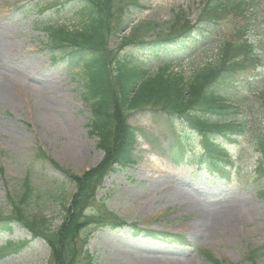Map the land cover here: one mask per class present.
I'll return each mask as SVG.
<instances>
[{"label":"rangeland","instance_id":"obj_1","mask_svg":"<svg viewBox=\"0 0 264 264\" xmlns=\"http://www.w3.org/2000/svg\"><path fill=\"white\" fill-rule=\"evenodd\" d=\"M203 1L138 0L140 7L122 5V1L126 24L122 36L156 41L168 34V25L177 15L181 22L185 18L193 23ZM251 1L245 11L253 13L251 23L231 15L195 33L199 49L174 68L188 78L216 57L222 42L252 44L255 59L251 65L245 63L232 90L244 99L240 109L247 131L231 141L218 140L228 154L227 162L221 164L226 178L191 164L203 149L195 133L189 136L192 150L179 151L181 123L177 118L168 122L163 113H127V124L143 134L133 145L129 164L115 166L116 171L104 179L91 209L97 219L111 224L112 214L123 225L89 227L77 243L83 255L94 257V264H214L206 255L220 264H264V155L256 145L258 135H264L260 97L264 0ZM77 2L0 0V213L11 211L8 198L22 197L27 185V208L46 217L52 229L64 218L63 200L75 193L74 185L58 170L80 175L95 168L103 157L97 140L88 136L90 108L82 101L79 68H69L62 60L52 62L44 49L46 37L37 29L47 24L68 28L76 24ZM245 27L246 34H239ZM111 41L112 49L120 42L114 37ZM186 42L187 37H180L168 45ZM160 49L129 44L120 56L155 72L160 63L175 61ZM39 152L45 158H38ZM208 216L227 223L209 225ZM11 228L10 234L0 235V247L9 241L27 242L16 253L0 258V264H51L50 249L42 239L31 238L20 225ZM144 231L167 237L150 238ZM172 235H177L175 242H170ZM83 255L76 264H86Z\"/></svg>","mask_w":264,"mask_h":264},{"label":"trees","instance_id":"obj_2","mask_svg":"<svg viewBox=\"0 0 264 264\" xmlns=\"http://www.w3.org/2000/svg\"><path fill=\"white\" fill-rule=\"evenodd\" d=\"M122 1V5L140 7L138 0H78L75 6L76 24L69 28L63 24H47L41 28L46 34L44 49L50 53L52 62L62 60L69 68L77 67L80 70L84 84L82 99L91 107L88 136L97 140V148L103 154L95 168L80 175L58 170L74 185L75 193L63 200L61 208L64 218L57 228L52 229L46 217L27 208L30 192L27 185L22 197L8 198L11 211L7 215L0 213V235L10 234L13 224L20 225L30 233L31 238L43 240L50 249L51 264H76L83 255L77 243L84 238L82 233L89 227H109L112 224L114 226L110 228H114L123 225L112 214L110 216L117 225L108 224L105 219L99 220L92 215L91 209L96 203V193L103 179L115 171V166L129 164L130 150L136 138L142 134L141 129L127 124V113H163L168 122L177 118L181 123L179 151L182 152L184 147L192 150L189 136L195 133L203 149L199 156L190 161L191 164L205 167L221 177L225 175L220 162L226 155L223 145L218 142L219 138L230 141L232 137L247 131L244 113L238 114L237 109L244 99L237 97L232 90L238 73L255 59V56H251L252 44L247 40L222 42L221 47L217 48L216 57L193 70L188 78L181 72H175L174 68L199 49L200 38H195V33L217 26L222 18L231 15L246 19L249 23L253 13L247 14L245 11L250 9L253 2L204 0L193 23L186 22L185 18L181 22L177 15L168 25L165 37L160 36L156 41L149 42H141L135 36L122 37L117 47L112 49V38L118 39L126 29L122 17L123 6L120 4ZM245 31L246 27L239 34H246ZM180 37H187V42L178 46L168 45ZM129 44H138L152 51L161 48L160 51H168L175 61L160 63L155 72H149L132 58L120 56V52ZM242 57L247 62L243 63ZM260 97L261 115H264V85L260 88ZM256 145L257 151L264 155L263 134L258 135ZM37 157L43 159L45 156L39 152ZM144 232L150 238L167 237L165 233ZM176 237L173 236L170 242H175ZM26 242H6L0 248V258L16 253L18 247ZM83 256L86 264H94L93 256L87 252ZM206 259L220 264L207 255Z\"/></svg>","mask_w":264,"mask_h":264},{"label":"bare ground","instance_id":"obj_3","mask_svg":"<svg viewBox=\"0 0 264 264\" xmlns=\"http://www.w3.org/2000/svg\"><path fill=\"white\" fill-rule=\"evenodd\" d=\"M173 199L176 200L177 198L174 197ZM207 219H208L207 224L209 225L211 224L218 225L219 223H224V222L227 223V220H223L220 217L216 218L215 216H208Z\"/></svg>","mask_w":264,"mask_h":264}]
</instances>
